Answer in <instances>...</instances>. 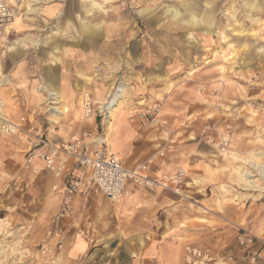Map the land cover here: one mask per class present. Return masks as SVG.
Wrapping results in <instances>:
<instances>
[{"label":"rangeland","instance_id":"1","mask_svg":"<svg viewBox=\"0 0 264 264\" xmlns=\"http://www.w3.org/2000/svg\"><path fill=\"white\" fill-rule=\"evenodd\" d=\"M6 1L14 22L16 17L21 22L10 25L3 42L8 48L21 42L17 38L34 44L13 51L0 46V89L10 83L9 76L3 78L7 64L19 61L43 96L39 106L24 112L1 109L16 118L11 120L25 116L54 144L79 133L85 142L106 146L99 139L107 131L136 130L140 136L114 153L126 164L159 150L163 158L180 157L174 148L179 144L189 146V158L205 161L212 174L203 172L208 175L203 178L183 167V196L171 193L173 200L152 214V223L119 222L110 234L102 228L84 256L70 257L53 238L55 231L60 240L63 236L49 198L52 173L40 158L29 160L28 142L0 133V264H264V175L257 167L264 168V0ZM175 11L181 16L174 17ZM67 28L71 36H87L66 75L70 68L74 84L81 83L78 71L93 81L77 90L74 106L61 114L55 108L62 110V102L55 103V95L36 79L47 75L49 60L71 57L63 51L51 55L53 44L60 50L69 45ZM80 49L87 53L88 69L79 67L80 57L86 59ZM118 86L126 87L124 96L108 103ZM31 91L39 101L37 89ZM84 95L92 104L87 117ZM153 106L151 114L139 115ZM70 112L74 133L54 141L46 127L54 132L52 125L62 126ZM202 130L214 143L229 132V144L216 148ZM152 131L163 137L148 139ZM47 242L50 253L44 252Z\"/></svg>","mask_w":264,"mask_h":264},{"label":"crops","instance_id":"2","mask_svg":"<svg viewBox=\"0 0 264 264\" xmlns=\"http://www.w3.org/2000/svg\"><path fill=\"white\" fill-rule=\"evenodd\" d=\"M85 13L90 12V10L85 8ZM17 19V17H16ZM83 21V20H82ZM81 21V22H82ZM80 22V23H81ZM85 22V21H83ZM15 22L12 24L15 28ZM70 26V25H69ZM80 28V27H79ZM60 30L53 32V36H58ZM56 33V34H55ZM66 33L68 34V41L69 45L63 47V50H60L56 45L51 46V55L55 56L63 51V54L66 56H70L69 60L67 62H63L62 60H58V58L55 60H49L48 63L45 64L47 68H43V73L46 72L47 75H45L43 78L37 77L38 85L40 84V88H42L45 92L48 91V93L52 92L53 95H55V103H61L63 104V109L58 110L59 107H56L58 113H67L69 111V107L71 108L72 104L74 106V100L76 97L77 90L83 88V87H89L91 83L86 84L84 80H82L81 75H87V73L83 71H76L77 73V80H81V83L74 84V73H71V69L69 68V71L66 75V66L71 67V64L74 63L76 65V60L73 61L74 54L77 52V48L80 43V39L83 42H86L84 40V37L87 36V34H78L77 36H71L69 29H66ZM53 37V40H54ZM58 38V37H57ZM75 38H77V43L75 45ZM21 40L19 44L16 43V46H20L23 48H28V45L32 42L30 39L25 40V38H17V40ZM60 39V37H59ZM34 40V39H33ZM57 40V39H56ZM13 42H16L15 40ZM26 42V43H25ZM29 42V43H28ZM35 42V40H34ZM21 43H24L25 46H21ZM45 42L44 44H46ZM34 44V43H32ZM16 46H10L9 51H13L16 48ZM69 50V54L67 55ZM80 56L84 55V59H79V63L81 64L79 67H84L88 69L89 59L87 58V53H83V51L80 49L79 51ZM86 54V55H85ZM8 60V59H7ZM10 61V60H9ZM51 61H54L53 65L50 64ZM11 66L8 68L9 63L6 66V73L3 74V78L8 77L6 80L7 82L10 81L8 85H5L1 87L0 89V101L3 105L1 109L3 111L8 110L9 112H24L28 108L30 109L32 106H39L42 103V93L40 90L36 87V83H31L30 79L31 77H25L23 74L24 69L22 64H20L19 61H11ZM78 64V63H77ZM1 67H4L3 62H0V69ZM76 70L77 67H75ZM35 80H33L34 82ZM1 82V81H0ZM28 83V84H27ZM36 88L37 92L40 93L41 99L38 101L36 100V97L32 93V88ZM79 87V88H78ZM30 88V89H29ZM46 89V90H45ZM50 95V94H49ZM82 104V103H81ZM5 106V108H4ZM82 108V106H81ZM10 118V117H9ZM74 113L70 112L66 117H63V120L61 125L62 126H53L54 132H52L51 125L49 127H46L45 130H48V135L53 139L54 141L62 140L64 141L73 131L70 130L73 128H76L74 123H71L74 119ZM10 119L15 120V117H11ZM70 122V123H69ZM93 121L91 119L88 123L85 125L87 127H91ZM123 128V127H120ZM74 133V132H73ZM162 131H152L148 136L156 139L162 138ZM164 133V132H163ZM166 133V132H165ZM164 133V134H165ZM78 134L79 133H74ZM141 132L138 134L136 130H117L114 134L107 131V138H103L106 142V146H103L102 144H95V143H88L89 148L95 149V148H102L103 150L109 152V153H116V151L124 149L125 144L128 143L130 137L132 136L133 139L136 135L140 136ZM73 135V134H72ZM70 135V136H72ZM168 135V133H166ZM90 139V138H89ZM170 139V137L168 138ZM153 140V139H152ZM86 141V140H84ZM164 142V141H157ZM155 144H152L154 146ZM174 148H176L179 152L180 157H178L177 154H165V157L158 158L155 161V165L153 166L152 170L161 172V171H171L176 169L177 167H187L190 171L193 172H199V173H208L212 174L210 170H208L206 167L204 168V165L206 166L205 161H201L199 158L196 157H190L188 156V150H190L189 146H184L176 144L174 145ZM25 149V148H24ZM26 150V149H25ZM162 151V150H159ZM158 151V152H159ZM25 152V151H24ZM163 152V151H162ZM184 152V153H182ZM155 156H157L156 153H152ZM149 154L148 156H150ZM125 165L129 167H133L136 164H126L124 161H122ZM202 162V163H201ZM43 167L46 168V166L43 163ZM200 169V170H199ZM206 169V170H205ZM203 170V171H202ZM206 171V172H205ZM78 172V168L74 162V160L70 159L66 163L65 171L63 173V177H68L70 173ZM203 173V178H206V176ZM64 179V178H63ZM54 183H58L57 179L52 175H50L48 179L49 186L53 185ZM52 190V188H51ZM53 191V190H52ZM52 199V214L55 215L59 212V204L61 199V192L60 191H54L50 197ZM171 193L167 191H162L160 189L156 190H147V189H141V188H135L130 187V192L127 196L120 199L118 202L114 203L109 201L106 196L101 192V190L93 186L91 187L86 193H76L73 195L71 202H70V213L60 218V220L57 222V228L62 233V239L60 242H63V248L68 252L70 257H79L84 256L87 252V248L89 247L92 241L97 240V235L95 236V231H100L105 228H108V232L114 233L116 230V227L118 223L121 222L123 224H133L136 223V227H138L140 224H147L152 223V214L155 212H158L160 209H163L167 207L170 204V201H172ZM136 216V218H134ZM121 218V220H120Z\"/></svg>","mask_w":264,"mask_h":264},{"label":"built area","instance_id":"3","mask_svg":"<svg viewBox=\"0 0 264 264\" xmlns=\"http://www.w3.org/2000/svg\"><path fill=\"white\" fill-rule=\"evenodd\" d=\"M12 11L6 0H0V43L6 40L12 22ZM91 101L84 95L82 101L83 116L91 113ZM155 107L139 112L145 117L151 114ZM0 133L12 135L20 140L28 142V151H32V158H40L46 168L57 179L51 188L53 191L61 192L57 222L60 218L70 213V202L74 194L86 193L91 187H98L106 198L111 202H118L130 192V187L167 191L177 196H183L186 171L183 167H177L171 171H153L155 161L163 157V152H157V156L150 155L129 167L114 153H109L102 148L90 149L89 144L78 134H74L69 140L60 144L51 143L46 133L30 124V121L21 116L18 121L11 120L0 108ZM206 142H210L216 148L224 150L229 144V132L222 134L217 142L211 141L210 136L202 130ZM74 160L78 172L70 173L63 177L68 160ZM64 178V179H63ZM53 238L60 241L59 233L55 231ZM60 248L61 243H56ZM44 252H51L47 242ZM54 247V245H53Z\"/></svg>","mask_w":264,"mask_h":264},{"label":"bare ground","instance_id":"4","mask_svg":"<svg viewBox=\"0 0 264 264\" xmlns=\"http://www.w3.org/2000/svg\"><path fill=\"white\" fill-rule=\"evenodd\" d=\"M180 17L181 15H180V13L178 12V11H175V15H174V17ZM15 19V18H14ZM14 19H13V22H14ZM196 19H195V17L194 16H191V19H190V21H195ZM18 21H20V18H17L16 19V22H18ZM13 22H11V25H12V23ZM21 22V21H20ZM86 28H88V27H86ZM91 32V34L92 35H95L96 33H92V31H90ZM92 38V37H91ZM4 41V40H3ZM31 41V40H30ZM1 45L0 46H4V44H5V48L7 47V49H8V46L6 45V43L5 42H2V43H0ZM23 44V43H22ZM21 46H23V45H21ZM54 61H51V64L53 65L54 63H53ZM82 78V77H81ZM84 81H85V83L86 84H89V83H92V81L93 80H91V77H89V76H84L83 78H82ZM125 92H126V87H124V86H118V88H117V90H116V92L112 95V97H111V99H109V101H108V103H110V104H114L118 99H120V98H122L123 96H124V94H125ZM50 95H52L53 93L52 92H50L49 93ZM106 102L104 101L103 102V104H105ZM3 105L1 104V101H0V108L2 107ZM105 108V107H104ZM56 109V108H55ZM110 114V113H109ZM108 115V114H107ZM99 142H104V139H99ZM112 153V152H111ZM257 167H259L260 168V171H261V173L264 175V168L262 167V166H257ZM249 183H251V181H249Z\"/></svg>","mask_w":264,"mask_h":264}]
</instances>
